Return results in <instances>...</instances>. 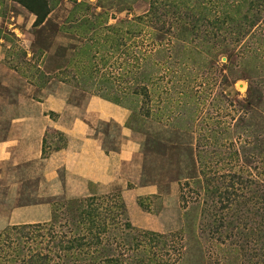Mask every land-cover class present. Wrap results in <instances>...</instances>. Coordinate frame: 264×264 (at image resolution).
Masks as SVG:
<instances>
[{"label":"rangeland","instance_id":"1","mask_svg":"<svg viewBox=\"0 0 264 264\" xmlns=\"http://www.w3.org/2000/svg\"><path fill=\"white\" fill-rule=\"evenodd\" d=\"M50 1L53 7L50 19L36 29L33 27L35 16L28 10L9 0H0V139L7 134L19 98L43 100L63 95L69 104L81 110L89 106L92 98H101L85 96L78 89L86 73L84 62L91 54L98 59L105 54L112 57L108 72L116 75L117 86L127 88L123 75L134 70L133 57L138 51L134 48L135 38L131 39L128 30L135 32L143 27L146 47L154 31L163 30L166 38L175 43H169L168 50L157 49L155 45L153 59L148 66L144 65L151 72L148 85L151 98L147 106L150 116L139 114L141 98L120 99L119 106L130 113L127 127L138 147L134 161L125 171L137 179L122 182L109 193L95 195L109 197L105 207L115 210L118 203L123 206L116 209L119 218L115 240L107 246L102 244L125 264L172 261L175 264H260L257 257L248 259L243 256L245 252H236V244L230 241L225 246L217 242L215 235L209 243L204 242L206 237L210 238L208 235L200 239V210L192 201L185 203L182 195L195 198L194 186L207 180L227 185L241 182L233 177L235 173L242 175V182H253V189L264 178V141L260 137L262 131L260 135L258 132L264 127V106L249 112L250 116L241 122L245 112L236 103L247 97L248 77L252 78L255 71L264 76V16L236 46L235 55L241 59L234 62L233 55L231 64L228 56L218 57L209 48L197 47V50L187 35L182 37V40L186 37L185 41L177 42L174 33L182 30L183 12L180 16V10L170 0ZM232 1L189 0L187 4L194 11L205 7L209 11L205 21L213 22L217 11L230 10ZM153 5L158 7L155 9ZM142 16L147 17L141 22L138 18ZM109 26L119 28L126 37L120 49L110 50L103 45L108 40ZM254 31L256 34L251 37ZM41 72L47 77H40ZM95 131L106 152L120 150L126 139L121 126L114 122L100 121ZM46 143L47 154L50 149L64 146L66 140L51 131ZM21 187L23 197L19 205L49 199L57 215L71 210L68 195L41 198L35 180L22 182ZM142 187L156 188V192L140 194ZM6 196L3 189L0 209L8 213L12 205L6 203ZM231 199L238 198L233 195ZM63 224L64 221L57 222L54 229L60 236L68 231ZM46 229L41 231L44 236L34 231L33 240L43 241L42 237L48 236L50 242L51 235L46 234L49 228ZM69 237H72L70 233ZM255 240H249L250 247Z\"/></svg>","mask_w":264,"mask_h":264},{"label":"trees","instance_id":"2","mask_svg":"<svg viewBox=\"0 0 264 264\" xmlns=\"http://www.w3.org/2000/svg\"><path fill=\"white\" fill-rule=\"evenodd\" d=\"M9 1L19 4L35 16L33 27L36 29L45 26L53 12L50 0ZM170 1L178 7L180 16L183 12L181 17L182 30L174 33L177 42H183L186 37H189L192 39L191 45L193 44L196 49L197 47L200 50L209 48L218 57L228 56L231 64H233V57L236 56L234 62L241 59L235 55L236 46L242 43L250 30L257 26L264 16V0H233L230 4V10L227 12L226 8L217 11L213 22L205 21L208 19L207 13H209L205 7L201 6L196 9L197 11H194L188 8L187 2L189 0ZM227 3L229 2L227 1ZM153 7L156 9L158 6L153 5ZM191 11L194 15L192 19ZM146 17L142 16L138 19L142 22ZM91 27L93 26L91 25ZM142 31L143 27L142 29L138 28L135 32L128 30L131 39L135 38L136 45L134 48H137L138 51L133 57L134 65L132 67L134 70L131 69V73L128 70L126 73L129 74L123 75L124 85L127 88L117 86L116 75L113 71L108 72L107 67L112 63V57L109 58L105 54L98 59L91 54L88 60L83 61L87 67H84L86 73L81 80L82 85L78 87L80 93H84L85 96H99L118 105H121V98H141L142 105L139 108V114L143 117H149L150 113L147 106H149L151 98V92L148 88L151 83V72H147L144 65L147 64L148 66L150 60L153 59L152 53L155 45L157 49L168 50L170 48L169 43L175 42L168 40L167 34L163 30H158L154 31L151 42L146 47V34L142 36ZM107 32L109 36L107 37L108 40L103 43L104 47H108L110 50L116 47L120 49L124 39H126L122 31L119 28L115 29L109 26ZM255 32L251 37L256 34ZM183 35L187 36L182 40ZM107 43L111 44L108 45ZM166 45H168L167 48ZM142 47L144 48L143 52L141 51ZM132 74L135 78H131ZM42 75L45 76L44 72L40 73V77ZM72 79L77 81L76 76H73ZM131 79H133V83ZM236 79L234 76V80ZM248 79L247 97L244 100H236L237 105L245 112L240 118L241 122H244L247 115L250 116L249 112H255L264 106L263 73L255 71L254 76L248 77ZM132 85L134 88H131ZM259 131H262L260 137L264 141V127H261V130L258 129ZM111 151L117 150L112 149ZM233 177L241 182H232L227 185L222 184L224 182H215V184L207 180V182H202V185L196 184V187L194 186L195 198H188L185 195H182V198L185 203H189V201L196 203L200 210L198 224L200 239L203 240L204 235L210 236L204 240L207 243L213 240V235H215L220 245L227 246L226 243L230 241L232 244H236V252H245L243 256L248 259L257 257L260 259V264H264V178H261V184L255 183L257 188L253 189V182H242V175L235 173ZM236 192H240V194L237 195ZM233 195L237 196L238 199L233 201L231 199ZM108 199V196L69 199V204L72 206L71 210L66 211L68 214L62 213V216L56 214L53 202L48 199L47 202L53 208L50 222L13 225L0 233V264H125L124 261H120L112 255L113 251L109 247L105 249L102 244L107 246L111 240H115L113 236H115V230L118 226L117 219L119 218L116 209L123 208L119 203L115 210L112 207H105V202ZM233 202L236 203L233 204ZM32 204L37 203L24 202L20 205ZM60 221H64L63 225L68 230L67 234H62V236L54 230L57 222ZM46 228H49V232L46 234L51 235L52 240L50 242L47 241L48 236L42 237L43 241L33 240L34 231H38L39 236L43 235L41 231H46ZM69 233L72 237H69ZM250 239H256L252 247L249 246ZM175 263L172 261L164 264Z\"/></svg>","mask_w":264,"mask_h":264},{"label":"crops","instance_id":"3","mask_svg":"<svg viewBox=\"0 0 264 264\" xmlns=\"http://www.w3.org/2000/svg\"><path fill=\"white\" fill-rule=\"evenodd\" d=\"M14 111L7 134L0 139V196L6 189L5 201L12 205L8 213L0 209V233L10 225L47 223L52 219L48 199L19 205L22 182H38L41 198L68 195L78 199L109 193L122 182L137 179L125 171L138 147L127 127L130 113L121 106L94 97L81 110L69 104L65 96L54 95L43 100L19 98ZM100 121L121 126L126 139L120 150L108 153L103 149L95 131ZM51 131L64 137L66 144L59 149L49 148L44 154ZM155 192L153 187L139 189L140 194Z\"/></svg>","mask_w":264,"mask_h":264}]
</instances>
